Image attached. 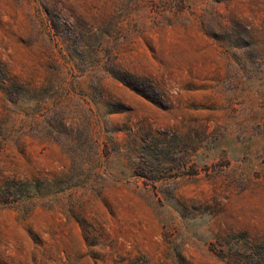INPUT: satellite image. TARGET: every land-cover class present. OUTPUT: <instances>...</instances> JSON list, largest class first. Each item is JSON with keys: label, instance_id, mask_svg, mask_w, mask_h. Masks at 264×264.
<instances>
[{"label": "rangeland", "instance_id": "rangeland-1", "mask_svg": "<svg viewBox=\"0 0 264 264\" xmlns=\"http://www.w3.org/2000/svg\"><path fill=\"white\" fill-rule=\"evenodd\" d=\"M0 264H264V0H0Z\"/></svg>", "mask_w": 264, "mask_h": 264}, {"label": "trees", "instance_id": "trees-1", "mask_svg": "<svg viewBox=\"0 0 264 264\" xmlns=\"http://www.w3.org/2000/svg\"><path fill=\"white\" fill-rule=\"evenodd\" d=\"M5 88V87H4ZM4 196L9 197V195L12 193V187L11 185L4 186Z\"/></svg>", "mask_w": 264, "mask_h": 264}]
</instances>
